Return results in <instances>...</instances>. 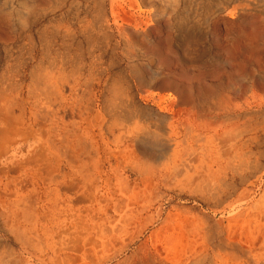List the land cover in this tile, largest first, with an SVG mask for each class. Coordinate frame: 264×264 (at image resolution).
I'll return each instance as SVG.
<instances>
[{
  "label": "rangeland",
  "instance_id": "obj_1",
  "mask_svg": "<svg viewBox=\"0 0 264 264\" xmlns=\"http://www.w3.org/2000/svg\"><path fill=\"white\" fill-rule=\"evenodd\" d=\"M84 22L94 27L102 22L123 25L131 43L140 41L141 55L132 60L133 48L119 37L81 34ZM44 54L72 61L64 64L58 85L45 87L42 103L49 127L68 121L62 118V103L74 110V122L79 121L76 114L81 108L90 121L99 111L108 114L116 108L114 103L124 115L115 92L127 81H135L132 68L141 72V86L135 84L141 109V212H135V198L114 199L108 252H72L62 264H243L247 253L226 243L227 235L217 226L224 218L216 212L229 207L245 190L260 197L264 188V180L261 188L260 184L252 186L264 170V106L260 101L264 98V0H0V106L8 107L11 101L17 109L23 106L31 74L42 73L35 68ZM63 86L66 91H61ZM40 87L38 82L34 86ZM226 96L230 101L224 103ZM5 97L10 100L5 102ZM194 120L201 128L208 123L220 139L214 153L215 172L220 166L231 170L202 197L188 198L168 191L161 180L150 184V168H162L146 153L157 154L160 142L175 136L185 141L190 156ZM243 153L247 167L239 161ZM38 165L43 167L29 163L17 168L12 179L13 191L19 190L25 198L18 215L28 222L44 215L39 196L44 179L37 173ZM85 210L81 207L77 212ZM224 220L227 225V216ZM259 222L250 226L254 237L263 223ZM193 224L202 226L199 236L193 233ZM234 231L249 234L240 226ZM263 249L258 246L256 251ZM92 253L93 260H86ZM8 254L0 242V255Z\"/></svg>",
  "mask_w": 264,
  "mask_h": 264
},
{
  "label": "bare ground",
  "instance_id": "obj_2",
  "mask_svg": "<svg viewBox=\"0 0 264 264\" xmlns=\"http://www.w3.org/2000/svg\"><path fill=\"white\" fill-rule=\"evenodd\" d=\"M17 15L19 20L20 11H17ZM134 30L138 33L140 28L136 26ZM79 32L83 35L89 33L99 37H119L126 46L133 48L132 60L141 55L140 41L135 39L131 43L121 24L102 22L99 27H94L84 22L80 24ZM66 60L68 58L57 54L41 56L35 72L41 70L42 73L31 74V82L22 99L23 106L17 109L16 103L12 101L8 107L0 106V227L3 233L0 242L10 253L7 257L0 255V264H34L35 261L62 264L72 252H108L113 240L109 215L113 200L118 197L128 200L135 198V212H141V176L144 175L141 170V109L135 94L137 85L141 86V72L132 68L135 81H127L124 87L115 92L116 99L125 108L124 115L116 111L119 104L114 103L116 108L110 109L108 114L105 110H97L99 112L96 117L90 121L87 120L86 110L81 108L76 114L79 121L74 122V110L70 105L62 103V118L68 121H63L62 125L59 123L60 127L53 123L49 127L45 120L48 113L42 97L47 92L46 88L58 85L60 72L64 71L66 64L72 62ZM37 82L42 87L34 88ZM65 87L61 91H66ZM224 99V103L230 101L228 96ZM8 100L5 97L4 101ZM260 101L264 106V98H260ZM212 132L208 123L201 128L194 120L191 126L190 156L186 154L185 141L175 136L160 142L161 148L157 154L146 153L150 160L162 168H150V184L161 180L168 191L188 198L202 197L209 188L220 184L222 177L231 168L220 166L215 172L214 153L220 139ZM246 156L243 153L239 158L244 167H247ZM29 163L43 166L38 165L37 173L44 179L40 185L43 192L39 193L44 215L40 220L28 222L25 216L18 215L23 211L25 198L19 190L13 191L12 179L17 168H25ZM190 173L193 174V182L190 181ZM211 180L214 182L210 183ZM263 180L264 170L252 186L260 184L261 188ZM114 186L119 190L113 189ZM81 207L86 208L84 213L77 212ZM216 213L224 219L227 216V225L224 219L217 222V226L223 229L222 234L227 235L226 243L240 246L247 253V260L243 264H264V249L256 251L258 246L264 248V188L260 197L250 189L245 190L238 200ZM258 220L263 223L261 229L257 226L259 234L254 237L250 233V226ZM236 226L247 228L250 235H238L237 229L234 231ZM192 227L193 233L199 236L202 226L193 224ZM11 243L17 246V251L11 248ZM93 253L86 255L85 259L92 261Z\"/></svg>",
  "mask_w": 264,
  "mask_h": 264
}]
</instances>
